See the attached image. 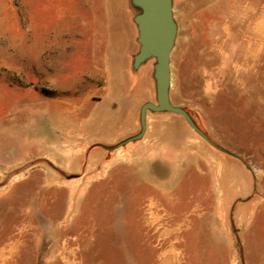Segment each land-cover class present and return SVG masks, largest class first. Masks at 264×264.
<instances>
[{"label": "rangeland", "instance_id": "1", "mask_svg": "<svg viewBox=\"0 0 264 264\" xmlns=\"http://www.w3.org/2000/svg\"><path fill=\"white\" fill-rule=\"evenodd\" d=\"M172 12L170 102L240 161L168 113L110 149L155 103L130 0H0V264H264V0Z\"/></svg>", "mask_w": 264, "mask_h": 264}, {"label": "water", "instance_id": "2", "mask_svg": "<svg viewBox=\"0 0 264 264\" xmlns=\"http://www.w3.org/2000/svg\"><path fill=\"white\" fill-rule=\"evenodd\" d=\"M136 11L132 21L137 30V53L132 57V69L137 70L142 64L154 60L152 79L154 81L155 103L146 102L139 109V132L116 146L115 149L140 140L146 129V113H168L181 117L185 123L215 150L240 161L239 157L225 151L213 143L195 124L183 108L170 102L171 86L170 57L174 47L177 25L173 18L172 0H130ZM247 169V167L245 165Z\"/></svg>", "mask_w": 264, "mask_h": 264}, {"label": "trees", "instance_id": "3", "mask_svg": "<svg viewBox=\"0 0 264 264\" xmlns=\"http://www.w3.org/2000/svg\"><path fill=\"white\" fill-rule=\"evenodd\" d=\"M186 111V110H185ZM188 113V112H187ZM189 114V113H188ZM190 115V114H189Z\"/></svg>", "mask_w": 264, "mask_h": 264}, {"label": "bare ground", "instance_id": "4", "mask_svg": "<svg viewBox=\"0 0 264 264\" xmlns=\"http://www.w3.org/2000/svg\"><path fill=\"white\" fill-rule=\"evenodd\" d=\"M69 102V101H68Z\"/></svg>", "mask_w": 264, "mask_h": 264}]
</instances>
